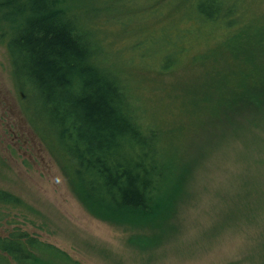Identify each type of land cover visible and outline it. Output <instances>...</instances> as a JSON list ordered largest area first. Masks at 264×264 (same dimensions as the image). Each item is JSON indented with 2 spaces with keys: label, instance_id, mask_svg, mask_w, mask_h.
<instances>
[{
  "label": "rangeland",
  "instance_id": "374dc122",
  "mask_svg": "<svg viewBox=\"0 0 264 264\" xmlns=\"http://www.w3.org/2000/svg\"><path fill=\"white\" fill-rule=\"evenodd\" d=\"M97 1L83 0L80 8L108 9ZM182 1L152 6V0H122L129 19H86L102 28L109 64L142 110V126L159 129L186 162L172 208L147 227L104 221L83 206L33 114L23 110L0 45V187L30 207L12 210L16 225L81 264H264V119L237 134L221 128L228 123L199 128L211 120L205 94L207 105L194 102V112L183 103L187 89L215 81L231 87L264 64V0H231L227 21H206L195 35L178 40L176 27L186 22L173 23L186 13ZM168 51L175 60L164 68ZM240 58L256 63L233 72ZM5 222L0 220V233L11 227ZM141 237L144 247L129 243Z\"/></svg>",
  "mask_w": 264,
  "mask_h": 264
},
{
  "label": "trees",
  "instance_id": "16d2710c",
  "mask_svg": "<svg viewBox=\"0 0 264 264\" xmlns=\"http://www.w3.org/2000/svg\"><path fill=\"white\" fill-rule=\"evenodd\" d=\"M82 1L0 0V45L8 54L12 83L23 110L33 114L36 129L59 158L83 206L104 221L147 227L172 208L186 162L159 129L142 126V110L109 64L112 52L102 28L86 24V19L103 14L111 20L129 19L131 10L119 4L122 0H99L106 10L101 4L80 8ZM165 1L170 4V0H152L151 5ZM181 3L186 13L173 24L186 23L176 27L173 35L178 40L195 35L199 31L195 28L206 21H227L234 9L231 0ZM171 34H164L169 43ZM236 54H242L239 46ZM244 59H235L233 72L256 63ZM174 60L168 51L163 67L172 66ZM255 67L260 69L231 87L222 88L215 81L213 85L203 83L201 90H186L183 103L191 112L196 101L207 105L202 93L209 103L211 120H204L199 128L211 122L228 123L221 128L229 127L237 134L264 119V64ZM27 208L20 196L0 187V220L11 226L0 233V264H81L16 225L12 210ZM129 243L144 247L145 239H130Z\"/></svg>",
  "mask_w": 264,
  "mask_h": 264
}]
</instances>
